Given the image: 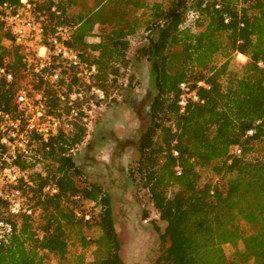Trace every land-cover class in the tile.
Instances as JSON below:
<instances>
[{
	"label": "trees",
	"instance_id": "trees-1",
	"mask_svg": "<svg viewBox=\"0 0 264 264\" xmlns=\"http://www.w3.org/2000/svg\"><path fill=\"white\" fill-rule=\"evenodd\" d=\"M28 2L44 30L41 44L49 47L57 29L68 28V45L97 72L86 80L77 68L54 64L34 73L27 62L32 52L17 45L0 22V67L13 75L11 82L0 80V110L14 115L16 94L25 88L44 92L57 117L78 113L71 129L48 142L33 136L32 157L17 161L28 178L18 187L34 214L3 217L6 207L0 201V217L15 227L0 246V264H49L51 256L60 264H124L117 255L111 197L88 180L74 154L88 136L83 107L120 99L131 39L139 33L147 43L137 58L150 65L155 91L139 163L128 172L165 223L163 232L156 230L169 246L155 264H264V67L258 65L264 63V0ZM4 4L16 8L21 0H0V8ZM92 38L97 41L90 42ZM177 38L191 42L192 57L172 47ZM238 55L246 61L231 69ZM53 73L60 74L58 88L45 78ZM24 75L32 85L19 87L17 79ZM181 84L199 98L189 100L183 111ZM59 93L67 100L60 101ZM73 93L78 98L70 103ZM202 170L216 179L203 182ZM49 184L56 194L44 193ZM89 208L100 215L102 226L95 224L96 213ZM94 228L101 234L90 239ZM77 243L83 250L94 244L95 259L87 263L83 253H73L71 245ZM226 247L233 248L229 256Z\"/></svg>",
	"mask_w": 264,
	"mask_h": 264
},
{
	"label": "rangeland",
	"instance_id": "rangeland-1",
	"mask_svg": "<svg viewBox=\"0 0 264 264\" xmlns=\"http://www.w3.org/2000/svg\"><path fill=\"white\" fill-rule=\"evenodd\" d=\"M89 41L95 42L97 39ZM2 43L3 47H9L8 42ZM146 43L143 33L131 39L128 53L130 67L122 81L120 99L108 106L90 103L83 107L87 115L88 136L74 154L76 165L88 180L100 184L111 197L116 241L119 244L117 255L124 264H155L169 246L161 240L156 230L157 226L163 232L165 223L158 220L148 195L139 191L128 172L129 168L139 163L138 147L149 123L148 104L155 91L150 65L146 60L137 58V50ZM190 44L183 38H177L172 47L176 51H186L192 57L188 51ZM245 61L242 57H237L231 69H236L237 64L243 65ZM17 81L19 87L32 85L31 78L26 75L18 77ZM46 93L49 95V92ZM201 174L203 182L216 179L208 170H202ZM89 209V212L96 213L95 224L102 226L100 215L93 208ZM1 212L6 217L5 208ZM145 213H148V218L144 217ZM100 234V229L94 228L89 233V238L96 239ZM106 245L110 247L111 240ZM71 250L73 253H83L87 263L95 259L94 244L85 250L79 243L72 244ZM225 252L229 256L233 253V248L226 247ZM49 264L60 263L51 256Z\"/></svg>",
	"mask_w": 264,
	"mask_h": 264
},
{
	"label": "built area",
	"instance_id": "built-area-1",
	"mask_svg": "<svg viewBox=\"0 0 264 264\" xmlns=\"http://www.w3.org/2000/svg\"><path fill=\"white\" fill-rule=\"evenodd\" d=\"M0 22L11 31L17 45L27 47L32 52L33 56L29 57L27 62L32 66L34 73H39L40 70L55 64L59 68H77L80 70L79 75L86 80L96 74L97 67L84 64L79 53L68 45L70 39L68 28L59 27L50 38L49 47L41 44L44 30L41 23L35 19L32 5L28 0H21V4L16 8L4 4L0 8ZM258 65L264 67L262 62ZM45 78L56 88L61 83L59 73H53ZM1 79L7 82L13 81V75L6 67H0ZM199 85L208 87L203 83ZM180 89L183 93L179 103L182 111L189 100L199 101L196 93L190 91L188 85L181 84ZM94 91L103 99L104 96L100 91L95 89ZM77 98L78 94L73 93L69 96V102L72 103ZM59 99L64 102L67 97L59 93ZM46 101L44 92L32 93L22 88L15 97L16 113L13 115L0 110V201L6 207V217L34 214L33 207L24 196L22 189L18 187L21 181L28 183L27 171L17 164L20 158L28 160L32 157V137L37 136L42 141L48 142L60 131L71 129L74 119L78 116L75 111L68 117H57L50 112ZM252 134L253 132H249V135ZM235 153L239 155L241 151L235 148ZM43 191L50 195L58 192L57 188L50 184ZM3 217H0V246L8 242L15 230L14 223ZM85 219L90 220V215H85Z\"/></svg>",
	"mask_w": 264,
	"mask_h": 264
},
{
	"label": "bare ground",
	"instance_id": "bare-ground-1",
	"mask_svg": "<svg viewBox=\"0 0 264 264\" xmlns=\"http://www.w3.org/2000/svg\"><path fill=\"white\" fill-rule=\"evenodd\" d=\"M243 58V56H241Z\"/></svg>",
	"mask_w": 264,
	"mask_h": 264
},
{
	"label": "crops",
	"instance_id": "crops-1",
	"mask_svg": "<svg viewBox=\"0 0 264 264\" xmlns=\"http://www.w3.org/2000/svg\"><path fill=\"white\" fill-rule=\"evenodd\" d=\"M75 160V159H74Z\"/></svg>",
	"mask_w": 264,
	"mask_h": 264
}]
</instances>
